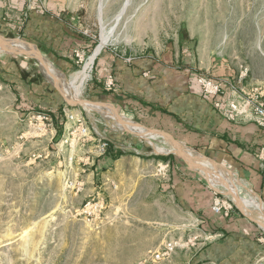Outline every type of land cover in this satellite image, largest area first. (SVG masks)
Returning <instances> with one entry per match:
<instances>
[{"label": "rangeland", "instance_id": "1", "mask_svg": "<svg viewBox=\"0 0 264 264\" xmlns=\"http://www.w3.org/2000/svg\"><path fill=\"white\" fill-rule=\"evenodd\" d=\"M127 1L113 31L117 38L95 58L78 98L111 103L116 109L110 104L105 107L114 114L146 121L143 114L113 99L118 92L105 88L109 73L100 75L98 61L111 51L128 60L168 47L178 51L180 64L189 58L217 57L229 61L238 71L236 76L240 65H247L248 82L264 86V0H66L76 37H86L84 44L76 41L59 52L54 49L47 59L52 63L57 55L69 60L67 70L59 68L67 77L62 82L66 87L100 43L103 26L107 30L113 26ZM41 2L39 7L44 10L45 0ZM19 24L0 25V36L20 37L46 52L36 42L39 35L26 31V22ZM0 43V51L8 46ZM21 45L24 43L16 41L11 46ZM17 56H5L17 59L16 66L9 69L6 64L0 69V264H201L198 254L206 246L209 232L200 219L185 215L179 203L170 202L172 192L167 184L175 170L203 174L216 188L224 187L214 168L197 155L206 154L181 142L184 151L196 153H184L190 167L166 139L162 146L155 144L158 133L117 128L121 122L102 108L68 106L51 80H46L38 59L26 61ZM19 75L38 83L34 81L28 89L18 80ZM42 96L47 101L36 104L35 97ZM65 111L81 114L87 135L77 131V123ZM101 136L112 145L108 154H100ZM133 148L139 149L133 154L144 163L134 157L114 164L107 158L116 149ZM152 155L171 161L158 162ZM88 201L102 202V210L83 213ZM170 240H180L183 245L170 257L152 261L151 254Z\"/></svg>", "mask_w": 264, "mask_h": 264}, {"label": "crops", "instance_id": "2", "mask_svg": "<svg viewBox=\"0 0 264 264\" xmlns=\"http://www.w3.org/2000/svg\"><path fill=\"white\" fill-rule=\"evenodd\" d=\"M45 6L44 11L39 5L32 7L29 0H0V25L20 27V22H26L24 29L39 35L35 37L36 42L47 50V53L43 51L47 54V59L50 54L53 55L54 49L57 52L58 49H66L65 46H69L70 42L77 41V45L86 42L83 35L76 37L78 34L70 22L72 9L66 0H45ZM10 56L18 58L17 55ZM54 56L51 60L58 68L67 70L71 65L65 56ZM187 60L180 64L179 53L172 47L161 53L131 57L130 61L111 51L98 61V71L100 75L111 72L115 75L119 90L118 93H113V99L121 106L131 107L133 111L143 114L147 120L143 122L140 119L142 128L147 129V126L163 130L180 143L184 142L204 152V156L221 161L216 162L232 169L231 175L240 183H248L264 209V167L257 156L259 147L264 144V129L253 118L230 121L223 116L212 102L199 93L194 69L215 77L230 78H234L238 71L226 59L219 60L217 57L202 58L201 61H192L191 58ZM16 63L17 59L11 61L8 57L0 58V69L6 68V64L9 69L13 68ZM19 76L18 80L28 89L33 88L35 84L29 82L30 79ZM46 80L49 79L46 77ZM246 82L247 89L248 86L257 84L254 81ZM45 84L49 82L46 81ZM35 100L36 104L43 105L47 98L35 97ZM107 104L115 108L111 103ZM103 109L109 113L106 107ZM113 119L128 126L125 116ZM120 150L123 153L117 158L112 155L107 157L110 163L133 160L134 157H137V162L144 163L141 156L130 151H115ZM156 158L158 162L171 161L167 157ZM182 160L189 165L188 161ZM188 172H172L167 184L172 192L169 200L176 205L179 203L185 215L200 219L202 228L206 233L209 232L208 242L198 254L201 264H264V241L260 240L261 237L264 238V227L256 221L257 219L264 224L260 211L253 209L252 211H258L257 214L251 211L253 215L250 211L245 213L236 206L233 196L224 187L216 188L201 173L202 177ZM216 195L232 202L233 208L227 214L213 211L212 204Z\"/></svg>", "mask_w": 264, "mask_h": 264}, {"label": "built area", "instance_id": "3", "mask_svg": "<svg viewBox=\"0 0 264 264\" xmlns=\"http://www.w3.org/2000/svg\"><path fill=\"white\" fill-rule=\"evenodd\" d=\"M42 0H29L30 5L35 7L42 4ZM78 56L81 55L76 51ZM128 58L127 61H130ZM250 69L247 65H240V71L234 78L230 77H215L209 73H195L196 84L199 93L204 99L212 102L214 107L221 112L230 121L246 120L253 118L256 124L264 129V86L253 84L247 87V78L249 77ZM105 88L117 92L119 85L113 73H109L105 78ZM67 118L73 123H77V131L82 135L88 134V127L84 123L81 114L65 111ZM76 128V127H75ZM101 155L108 154L110 142L104 137H100ZM257 156L264 167V144H262L257 152ZM103 203L87 202L82 209L83 213L92 215L96 210L101 211ZM233 208V204L228 199L216 195L213 200L212 209L215 213L225 212L226 214ZM264 241V238H260ZM187 243V242H186ZM180 240H170L166 242L162 249L154 251L150 259L152 261H160L165 257H170L174 249L182 246Z\"/></svg>", "mask_w": 264, "mask_h": 264}, {"label": "bare ground", "instance_id": "4", "mask_svg": "<svg viewBox=\"0 0 264 264\" xmlns=\"http://www.w3.org/2000/svg\"><path fill=\"white\" fill-rule=\"evenodd\" d=\"M129 5V2H125L122 10L120 11V13L117 15L115 23L113 24V26L111 28H109V30H107L104 26H103V32L101 35V39H100V43L97 45L96 49L94 50V52L88 57L87 61L85 62L84 66L76 71L70 79V85L68 87H66L64 84H62V86L64 87V89L67 91L66 94L71 97L74 100H81L82 101V106L88 108V109H93L92 107H94L95 109H103V106L100 105H96L93 102H90L88 100H82L80 98H78V94L82 92L83 88H84V83L87 81L88 77L90 76V70L92 69L93 63L95 58L97 57L98 53H100V51L102 50V48L113 38H117L115 35L116 33H114V29L116 28L118 22L120 21V19L122 18V14L123 12H125L127 6ZM126 7V8H125ZM102 21V20H101ZM103 23V21H102ZM0 41L4 42V43H8L2 36H0ZM22 42V41H20ZM24 43V42H22ZM16 42H9V46L13 45L15 46ZM22 49H29L28 45H26L24 43V46L21 45ZM34 55V54H32ZM42 65V64H41ZM46 65H47V71H50V68H52V73H54L55 78L57 79L59 77V73L57 72L56 68L54 67V65L52 63H50L49 61H46ZM50 72V73H51ZM49 76H51L49 74ZM52 78V77H51ZM50 78V79H51ZM52 80V79H51ZM92 106V107H91ZM109 110V109H108ZM109 116L111 118H118L120 119L122 116L124 115H116L114 114L112 111H108ZM128 119V123H126L128 126H123L121 125V123H117L116 126L117 128H128L130 131H134V132H153V131H149L148 129L142 128L140 125H138L136 122H134L131 118L125 116ZM168 141V140H167ZM168 144L172 145V149L174 151H179L181 150L183 153L188 154V153H194L192 149H189V151H184L183 147L181 145V143H178V146L176 147L173 143H171L170 141H168ZM171 148V147H170ZM169 148V149H170ZM167 149V148H166ZM200 155V154H197ZM204 161H206L212 168H214V170L216 171V173H218L219 176V181L220 183L226 187V188H230L232 190L233 193H235V195L238 194V192L240 193V189L239 187L241 185H243L242 183H240V181L238 179L235 178V176L233 177L231 175V173L229 172L228 168H225V170H223L221 168V166H219L217 163L212 162L210 159H206L204 158L202 155H200ZM207 165V164H206ZM208 173V172H207ZM213 175V174H212ZM217 175V174H216ZM242 182V181H241ZM240 201H241V206L242 209L244 211L247 212H251L253 209H257L260 211V215L261 217L264 218V209L262 207V205L260 204L261 202H259L258 198L255 197V195L252 193V190L249 187H246L245 192L243 194L240 195ZM262 225H264L262 222H260Z\"/></svg>", "mask_w": 264, "mask_h": 264}, {"label": "water", "instance_id": "5", "mask_svg": "<svg viewBox=\"0 0 264 264\" xmlns=\"http://www.w3.org/2000/svg\"><path fill=\"white\" fill-rule=\"evenodd\" d=\"M2 37L8 42L6 43L7 45L9 44V42L13 43V42H16V41H22L24 42L26 45H28V48L29 49H22V48H16V47H12L9 45L2 48V50L0 51V58H3L7 55H20V56H23L24 59L26 61H28L30 58H36L40 61V64H42V66L44 67V73L46 74V77L51 80V76H49V73L47 71V65H46V61L47 60V57H46V53H44L43 51H41L38 47H35L32 43L28 42V41H25L23 39H21L20 37H6V36H3ZM1 44V43H0ZM34 54V55H32ZM57 68V67H56ZM58 71H59V77L56 79V78H53L52 79V83L54 85V87L61 93V95L63 96L64 100L66 101L67 105L68 106H76V105H82V101L81 100H74L72 99L71 97H69L65 92H64V87L62 86V82L65 80V78H67L64 74L63 71H61L59 68H57ZM51 78V79H50ZM94 104H98L100 106H103L105 107L107 104L104 103V102H94ZM138 125H143L139 122H136ZM149 131H153V132H156L158 133V135L160 136L159 138L155 139V144L157 146H162V144H164V140H168L170 141L171 143H173L176 147L178 146V143L179 141L173 137L172 135H170L169 133L163 131V130H160V129H155V128H149V127H146ZM124 129V128H123ZM125 131H130L128 128H125L124 129ZM132 132V131H131ZM130 152L132 153H139V149L138 148H133L130 150ZM177 153L185 160V161H188L189 160V157L187 155H185L181 150L177 151ZM201 155V154H200ZM204 158L206 159H210L212 162H215L213 159L207 157V156H204L202 155ZM208 178V177H207ZM246 187H248V183L245 182L243 185H241L239 187L240 189V193L238 192L237 195H233L231 192H229L232 196H233V200L236 204L237 207H239L241 210L242 207L240 206L241 204V199H240V195L243 194L245 192V189ZM235 194V193H234ZM244 211V210H243ZM245 212V211H244ZM246 213V212H245ZM256 221L262 226L264 227V225H262L257 219Z\"/></svg>", "mask_w": 264, "mask_h": 264}, {"label": "trees", "instance_id": "6", "mask_svg": "<svg viewBox=\"0 0 264 264\" xmlns=\"http://www.w3.org/2000/svg\"><path fill=\"white\" fill-rule=\"evenodd\" d=\"M39 80V79H38ZM34 81H36V79H34ZM34 81L33 80H30L29 82H32V83H34ZM37 82V81H36ZM38 83V82H37ZM110 146H111V143H110ZM123 153V151H115V153L112 155L114 158H117L120 154H122ZM152 156H154V157H158V158H162V159H164V156L163 155H152Z\"/></svg>", "mask_w": 264, "mask_h": 264}]
</instances>
